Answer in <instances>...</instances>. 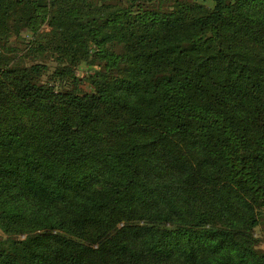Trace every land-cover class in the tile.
I'll use <instances>...</instances> for the list:
<instances>
[{"label":"trees","instance_id":"trees-1","mask_svg":"<svg viewBox=\"0 0 264 264\" xmlns=\"http://www.w3.org/2000/svg\"><path fill=\"white\" fill-rule=\"evenodd\" d=\"M263 7L0 0V264H264ZM45 21L94 92L10 46ZM80 195L62 218L20 205Z\"/></svg>","mask_w":264,"mask_h":264},{"label":"rangeland","instance_id":"rangeland-1","mask_svg":"<svg viewBox=\"0 0 264 264\" xmlns=\"http://www.w3.org/2000/svg\"><path fill=\"white\" fill-rule=\"evenodd\" d=\"M198 3L203 4L208 8L214 6V0H196ZM260 14L264 17V7L261 8ZM50 29L46 25V21L36 28V31L23 32L20 36L12 37L9 39L10 46L19 53L21 60L25 65L41 63L47 66L48 74L47 77L51 76L52 73H59L62 78V83L56 86L57 91L62 93H72L75 87L81 89L82 92L87 94L94 92V88L89 81V77L94 75L97 68L89 65L85 61H81L75 65L72 70H64L62 66L57 62L58 53L52 50V44H50ZM2 47H0V53H3ZM256 60L264 59V49H251ZM61 80V79H60ZM139 100V99H138ZM140 101V100H139ZM141 102V101H140ZM132 107H138L136 99L131 98L128 104L125 105L124 109L119 112V119L125 120L132 112ZM104 120L113 121L109 116H104ZM84 195V194H82ZM80 197H73L69 201L57 204L39 203L36 201L26 200L22 204V208L28 218H34L37 215H47L64 217L66 212H69L72 206H76L81 203ZM19 204V203H18ZM17 204V206H18ZM255 236L259 239L257 245L258 248L264 251V224L254 229ZM6 235L0 230V240L5 239ZM158 264H176L172 260H158Z\"/></svg>","mask_w":264,"mask_h":264}]
</instances>
